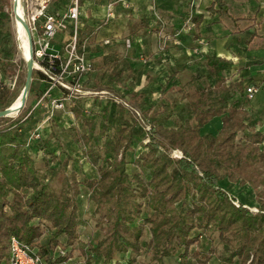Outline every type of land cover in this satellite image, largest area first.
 <instances>
[{"label":"trees","instance_id":"16d2710c","mask_svg":"<svg viewBox=\"0 0 264 264\" xmlns=\"http://www.w3.org/2000/svg\"><path fill=\"white\" fill-rule=\"evenodd\" d=\"M64 1L59 0L53 11H60ZM7 2L0 0V20ZM214 5L228 9L225 0H213ZM201 61L209 80L206 85L192 80L184 93L190 117L168 126L163 119L171 114L172 105L164 102L168 113L149 121L137 159L142 169L132 173L128 156L140 132L139 118L122 102L117 101L112 122L111 100L101 110L87 113L82 97L66 103L87 128L83 132L74 127L72 140L98 167L99 176L92 178L79 179L75 170L69 171L70 162L77 159L63 146L59 153L45 151L43 166L37 164L38 144L31 138L43 117L33 123L35 108L16 118L0 117V264H10L12 236L29 244L47 264H77L68 260L80 238L81 186L90 191L96 226L102 231L95 240L79 245L82 264H135L141 254L148 257L146 264H189L191 258L198 264H264V132L251 121L245 100L236 103L234 95L243 93V85L226 83L222 70L227 61L215 54L204 55ZM113 72L114 68L110 75ZM36 73L45 78L41 71ZM8 89L0 76V109L13 101L6 97ZM36 89L41 97L44 88L31 81L30 90ZM132 95L147 117L145 102ZM215 116L222 117L219 131L202 133ZM40 140L41 148L50 144L49 139ZM177 148L182 154L174 157L171 152ZM224 178L248 184L255 192L257 210L236 204L220 182ZM147 225L151 236L143 240ZM203 237L211 241L218 237L228 247L215 263L211 262L215 249H203Z\"/></svg>","mask_w":264,"mask_h":264},{"label":"crops","instance_id":"0c3cea01","mask_svg":"<svg viewBox=\"0 0 264 264\" xmlns=\"http://www.w3.org/2000/svg\"><path fill=\"white\" fill-rule=\"evenodd\" d=\"M110 1H114L113 15L104 21ZM128 2L126 6L119 0H81V34L90 37L96 78L111 73L113 68L120 74L128 72L134 82L131 94L136 93L150 113L167 74H173V83L179 85L181 93L185 71H189L190 81L206 85L209 74L201 60L204 55L215 54L227 61L222 70L226 83L242 82L243 93L234 95L236 103L241 105L245 100L251 121L264 132V0H225L227 11L218 10L216 5L212 8L213 0ZM189 13L192 24L182 28ZM107 39L109 42H105ZM250 85L258 90L247 98ZM183 93L174 97L173 110L163 119L168 126H177L190 117V105L188 111L176 110L186 106L188 98ZM175 117L177 125H173ZM221 126L222 117L215 116L201 131L216 134Z\"/></svg>","mask_w":264,"mask_h":264},{"label":"rangeland","instance_id":"374dc122","mask_svg":"<svg viewBox=\"0 0 264 264\" xmlns=\"http://www.w3.org/2000/svg\"><path fill=\"white\" fill-rule=\"evenodd\" d=\"M7 1L8 2L5 5V9L1 14L3 19L0 20V76L6 82L7 87L9 88L6 91V97L9 99L12 98L14 101L20 95L25 85L27 78V62L22 54L20 38L17 37L18 35L15 24L16 13L14 11L15 1ZM70 1L71 0H65L64 2H62L63 5H61V10H64V8L69 5ZM21 2L25 19L29 24V20L31 19L32 14L39 7V0H21ZM58 2L59 0L51 1L49 10L55 9V6L56 4H58ZM40 23L41 21L37 22V24ZM120 64L121 66H124V62ZM92 71L93 70L88 73L89 75L88 79L85 82V88L96 92L86 94L81 98L84 101L83 103L85 105L84 107L86 113L87 111H89V109L101 110L102 106L107 102V100H111V110L108 120L109 122H112L113 113L116 109L117 101L122 102L123 104H125L124 102H127V104L125 105L128 106L133 111V113L139 118L138 124L140 126V132H138L139 134L136 135L132 143V148L129 151V162L127 167L130 173L140 170L142 169V167L139 165L137 159L142 146L143 133H145V131L150 127L149 121H159L163 119V115L168 113L167 110L164 109V100L168 99V101L172 104L174 97L181 96L183 92L181 93L179 85H175L173 83V74H167V77L165 78L166 82L162 84L163 91H161V95L158 96V98L156 99L157 102L152 104L153 106H155V108L146 117L143 114L142 107L138 103L132 101L133 95L131 94V91L134 82L128 72H123L122 74H119L115 70V72H113L111 75L108 72H104L101 77L96 78V75ZM188 78L189 71H185V73L181 76V83H183L184 85V93L188 91V86L191 83L190 79ZM31 81L33 82V86L36 88H45L47 85V81L40 78L39 75L36 73V69H34ZM103 85H106L107 87H101ZM54 91L57 93L58 91L61 92L58 87L55 88ZM57 93H54V95L58 96L59 94ZM32 108H35L33 111V123H38L39 119L43 117V122H40L36 125L35 129L33 130L34 134L32 133L31 138L32 141L38 144L37 164L39 166H43V157L45 156V151L53 150L59 153L61 147L63 146L65 149L72 152V154L77 159V161L72 160L70 162L68 166L69 171L75 170L78 173L79 179H83L84 177H98L99 169L97 166H94L88 160V158H86L85 148L83 146L79 147V144L75 143L72 140V137L74 135V127H77L78 129H80V131L83 132H86L87 130L84 122L82 121V117H77L74 112H72L65 105L61 108H53L52 116L49 119H46V116L49 114L50 111L49 100L44 99L40 101L37 89L32 91L29 89L23 107L18 111L13 112L11 116L16 118L18 116H21L25 112H29ZM176 110L178 112L188 111L189 99L185 107L182 106V108H178ZM174 120L175 123L173 125H177L178 119L175 117ZM2 124H6V122H3ZM36 133H39V136H36ZM53 134H56L55 138ZM40 139H49L50 144L45 148H41L42 146L40 144ZM99 141H101V139ZM171 153L174 157H179L181 156L182 151L177 148L174 149ZM61 157L64 158L65 154L62 153ZM47 158L50 159V156H47ZM50 162L51 165H58L57 161ZM220 182L223 187L227 191H229L230 194L235 198L236 204L243 203L251 209L257 210L258 204H253V201L256 200L255 192L248 186V184L241 185L238 182L230 181L228 178H224ZM79 202L80 238L75 243L73 256L68 261H74L77 264H82L84 261V256L81 252L79 245L81 243H87L88 241L95 240L97 237L102 235V231L96 226L98 216L94 213L95 204L90 200L89 189L84 186H81ZM150 236L151 234L149 232V226L147 225L143 240H148ZM44 238H47V234L44 235ZM201 239L203 243V249L208 250L211 247L215 249V254L213 255V258L211 260L212 263H215L216 261H218L220 256L226 254L228 247L220 243L218 237L215 238L213 241L206 237H203ZM197 247L198 246L196 244L193 245L192 250H196ZM147 259L148 257L146 255L141 254L138 256L135 264H146ZM189 264L198 263L195 258H191Z\"/></svg>","mask_w":264,"mask_h":264},{"label":"built area","instance_id":"2783aa9c","mask_svg":"<svg viewBox=\"0 0 264 264\" xmlns=\"http://www.w3.org/2000/svg\"><path fill=\"white\" fill-rule=\"evenodd\" d=\"M51 1L53 0H39L38 9L29 20L34 69L41 71L45 75L43 80L47 81L43 95L40 97V101L46 98L49 100L50 111L46 119L52 116L53 108L64 107L76 97L96 92L85 88L87 74L93 70L94 65L90 54V37L81 34V2L71 0L64 10L54 12L49 10ZM119 1H123L126 6L129 5L128 0ZM113 6L114 1L107 4L108 11L104 21L113 15ZM39 21L41 23L37 24ZM191 24L192 13H189L182 28H189ZM126 43L130 45V38L126 39ZM57 87L62 94L55 96L53 92ZM246 90L248 97H251L258 87L250 85ZM36 136H39V133H36ZM60 252L65 253L63 249H60ZM10 264H47V262L29 244L12 236Z\"/></svg>","mask_w":264,"mask_h":264},{"label":"bare ground","instance_id":"6f19581e","mask_svg":"<svg viewBox=\"0 0 264 264\" xmlns=\"http://www.w3.org/2000/svg\"><path fill=\"white\" fill-rule=\"evenodd\" d=\"M15 1V13H16V31H17V37L20 38L21 41V50L23 57L26 59V61H29L30 63L33 61L32 58V51L31 46L29 42V37L26 31L25 27V15L23 11V6L21 0H14ZM25 89L23 87L22 92L20 95L11 103L12 108H16L20 105L22 98L24 97Z\"/></svg>","mask_w":264,"mask_h":264},{"label":"water","instance_id":"95a60500","mask_svg":"<svg viewBox=\"0 0 264 264\" xmlns=\"http://www.w3.org/2000/svg\"><path fill=\"white\" fill-rule=\"evenodd\" d=\"M25 27H26V31H27V34H28V37H29V42H30V46H31V51H32V58H33V49H32V42H31V31H30V26L29 24L27 23V21L25 20ZM27 62V78H26V82H25V85H24V89H25V94L24 97L22 98L21 100V103L18 107L16 108H12L10 105L3 108V109H0V117L2 116H11V114L15 111H18L19 109H21L25 103V99H26V96H27V93L30 89V84H31V79H32V75H33V72H34V58H33V61L30 63L29 61H26Z\"/></svg>","mask_w":264,"mask_h":264}]
</instances>
